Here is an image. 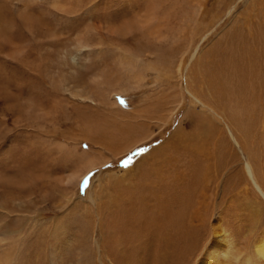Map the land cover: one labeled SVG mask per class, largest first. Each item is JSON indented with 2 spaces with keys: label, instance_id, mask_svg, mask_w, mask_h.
<instances>
[{
  "label": "rangeland",
  "instance_id": "rangeland-1",
  "mask_svg": "<svg viewBox=\"0 0 264 264\" xmlns=\"http://www.w3.org/2000/svg\"><path fill=\"white\" fill-rule=\"evenodd\" d=\"M23 5L41 24L21 23ZM0 21L13 264H135L125 223L142 207L155 220L147 207L180 189L202 221L176 264H197L215 227L237 259L252 254L264 196L244 164L264 194V0H0ZM229 49L246 72L228 70Z\"/></svg>",
  "mask_w": 264,
  "mask_h": 264
},
{
  "label": "bare ground",
  "instance_id": "bare-ground-1",
  "mask_svg": "<svg viewBox=\"0 0 264 264\" xmlns=\"http://www.w3.org/2000/svg\"><path fill=\"white\" fill-rule=\"evenodd\" d=\"M17 1L20 2L22 0H17ZM20 10L21 11L18 14L19 16L18 19H20L21 23H23L24 26L30 28V27H34V25L38 26L39 24H41V20L35 15H33L27 6H24ZM0 42H3L5 44L11 43L7 32H5L1 26H0ZM231 53H232L231 49H229L225 61V65L227 66L228 70L230 71L231 69L232 71L235 70L236 72L240 71V73L246 72L245 67H239L240 65H236L237 61L234 58V51L232 54ZM223 63L224 60H222L220 64L222 65ZM217 68L220 70L221 67H217ZM212 74L215 76V71ZM193 98L194 96H192V99ZM247 98L248 97H243V99L241 100L243 101L246 100ZM194 100L200 103L199 100H197L196 98H194ZM193 103L195 104L196 102L194 101ZM244 171L248 179L255 187V189L262 196H264L261 188L259 187V185L255 180L253 168L248 161H245ZM173 193L175 195L174 198L170 196L171 194L168 191L161 192L163 196L156 200V203L158 205L147 207L149 208L148 210H154V209L158 210L159 214L154 215L156 216L155 220H150L146 215V210L144 209V207H142L143 208L142 210L140 209L139 211L137 210L134 216L131 219H129L127 223H125L126 224L125 226H127L125 233H128L129 232L128 230L130 228L137 227L138 230L137 236L135 239H133L132 242H136L135 244L142 245L141 246L142 253L138 255L131 254V257H129V259L131 260H126V261H133L135 264H176L175 261L180 262L181 260V258L177 259V257L179 256L184 257L186 256V254H190V252L192 251L191 244L193 243V239H195L196 237L194 234H191L194 229L193 227L196 226V229H198L199 228L198 224L201 223L202 221L199 213V204L196 203L198 205L197 209L190 210L191 205L186 206L185 204L182 203L183 200L186 199V197L184 198L183 195V189L174 190ZM176 195H179V199L182 202L179 201ZM175 206L177 207L178 212L177 210L174 211V209H176ZM187 213L189 217H187ZM218 228L216 227L214 228L213 230L214 237L211 239V242L208 244L204 252L201 254L200 258L197 261V264H264V240H260L254 245L253 252L251 255L248 254L243 256L242 259H237L233 251L235 247L232 248V245L228 244V242L224 239L223 234L218 235V233L216 232ZM1 236H4V234H0V248L2 247L1 243L3 241ZM143 236H146L147 238L145 241L141 242L140 238ZM221 242L225 243L224 246L221 244ZM8 245L11 244L8 243ZM14 260L15 257L9 254L8 251L0 249V264H13ZM183 260L184 259L182 258V261ZM100 264H102V259L100 261Z\"/></svg>",
  "mask_w": 264,
  "mask_h": 264
},
{
  "label": "clouds",
  "instance_id": "clouds-1",
  "mask_svg": "<svg viewBox=\"0 0 264 264\" xmlns=\"http://www.w3.org/2000/svg\"><path fill=\"white\" fill-rule=\"evenodd\" d=\"M15 125H16V126H22V124L19 123V122H16Z\"/></svg>",
  "mask_w": 264,
  "mask_h": 264
}]
</instances>
